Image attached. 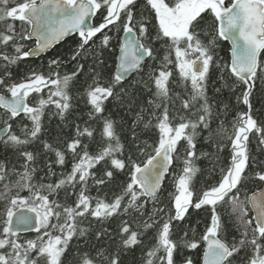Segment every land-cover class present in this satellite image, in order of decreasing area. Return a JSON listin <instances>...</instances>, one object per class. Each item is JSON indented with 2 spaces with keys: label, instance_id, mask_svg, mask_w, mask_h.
<instances>
[{
  "label": "snow or ice",
  "instance_id": "1",
  "mask_svg": "<svg viewBox=\"0 0 264 264\" xmlns=\"http://www.w3.org/2000/svg\"><path fill=\"white\" fill-rule=\"evenodd\" d=\"M0 125V264H264V0H0Z\"/></svg>",
  "mask_w": 264,
  "mask_h": 264
},
{
  "label": "trees",
  "instance_id": "2",
  "mask_svg": "<svg viewBox=\"0 0 264 264\" xmlns=\"http://www.w3.org/2000/svg\"><path fill=\"white\" fill-rule=\"evenodd\" d=\"M99 16L96 17V21L99 22ZM18 23V22H17ZM76 39V37L70 38L66 41H64L62 44L56 46L51 52H49L48 54H46L44 57H40L38 59H29L27 61V64L29 66H33V67H39L41 65H43L46 69L47 67V61L50 57L55 56L57 53L63 54L65 55V57L68 55L69 50L73 47V42ZM163 53H161L162 55ZM220 55L224 56L225 59H230V47L229 44L225 41L222 42L221 44V51H220ZM107 63L109 65H113V61L112 58L110 57H106ZM21 69H24V65H21ZM71 70V65H68V67L65 69V71H69ZM212 76L213 79L216 78V76H218V73L213 70L212 71ZM136 76H133L131 79H136ZM260 85H257V91L255 93V96L257 97V99H254L253 103H254V107L256 109H260L261 108V103L259 101V96H260ZM47 91V90H45ZM222 98H230L231 101L233 103H235V97L234 96H230V94L228 92L224 93V97ZM108 111L111 112L112 114V118L115 119L117 121V129L118 131L120 130L121 127H123V132L121 133L122 136V140H127L129 138V127L131 126L132 123V119H133V114L127 112V110L125 108H118L116 106H114V104L112 102H109L108 105ZM87 112V109L84 107L83 103L80 102L76 111L73 113L72 116L68 117V120L64 123L61 124L59 119L57 117H53L50 121V123L47 124V128L49 129V133L50 135L47 137L49 140H51L54 136H56L58 133L62 134V135H70L73 131L72 128V121L76 119V117L78 115L84 114ZM47 119V117H46ZM87 116L83 115L82 119L80 120V123L83 124V120H86ZM122 122V124H121ZM2 125H0L1 127ZM62 130V132H61ZM99 126H97V138L99 139ZM142 136L144 139H148L149 141H151V139L154 138V134L151 132H145L142 133ZM254 149H255V145H253ZM5 150L3 149V147L1 146V150H0V159H3L5 156ZM8 156L11 157V152L9 151L7 153ZM226 155V153H225ZM261 158L264 159V154H261ZM201 163V167L204 168L206 170V175H207V170L211 168V163L209 161H202ZM69 168H70V164H69ZM205 177H201L200 180L198 181V183H202ZM55 179V178H54ZM165 187L168 188L169 190H171V185H170V178L166 180L165 182ZM93 190V194H94ZM21 195H26V193H21ZM20 208H27V206H21ZM19 208V209H20ZM3 208H2V202H0V213H2ZM199 219L201 220V223L199 225L200 230H203L204 227V215L203 213L197 215V214H193V223H195V221ZM82 226H87L82 225ZM36 236V232L33 233H28V234H21V238L22 239H30V238H34ZM77 247V243L74 241L72 246H71V250L70 253L68 255V260L71 264L72 261V256L75 254V249ZM81 247V251H84L85 249L83 248L82 242L80 244ZM202 254V252H201ZM125 260V264H139V260H140V251L139 249H137L135 252L133 253H129L127 256L124 257Z\"/></svg>",
  "mask_w": 264,
  "mask_h": 264
},
{
  "label": "water",
  "instance_id": "3",
  "mask_svg": "<svg viewBox=\"0 0 264 264\" xmlns=\"http://www.w3.org/2000/svg\"><path fill=\"white\" fill-rule=\"evenodd\" d=\"M93 21H94V20H93ZM93 21H92V22H93ZM73 37H74V36H73ZM71 38H72V37H71ZM68 39H69V38L65 39L64 41H66V40H68ZM64 41H62L60 44H62ZM225 42H228V44L230 45V48H231V42H230V41H225ZM60 44H59V45H60ZM56 46H58V45H56ZM56 46H55V47H56ZM55 47H54V48H55ZM54 48H53V49H54ZM53 49H52V50H53ZM52 50H50L49 52H51ZM47 54H48V53H47ZM45 55H46V54H42V55L39 56V57L30 58V59H38V58L43 57V56H45ZM131 77H132V76H131ZM131 77H130V78H131ZM0 148H1V146H0ZM19 211H20V212H23V213H25V214H28V215H34V213H29V212H28V208H22V209H19ZM33 232H35V231H25V232H22L21 234H28V233H33Z\"/></svg>",
  "mask_w": 264,
  "mask_h": 264
},
{
  "label": "rangeland",
  "instance_id": "4",
  "mask_svg": "<svg viewBox=\"0 0 264 264\" xmlns=\"http://www.w3.org/2000/svg\"><path fill=\"white\" fill-rule=\"evenodd\" d=\"M253 150H255L254 147H253Z\"/></svg>",
  "mask_w": 264,
  "mask_h": 264
}]
</instances>
